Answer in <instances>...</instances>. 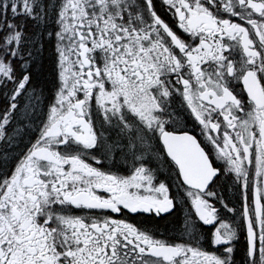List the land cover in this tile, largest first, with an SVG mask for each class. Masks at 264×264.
I'll use <instances>...</instances> for the list:
<instances>
[{"label": "snow or ice", "instance_id": "snow-or-ice-1", "mask_svg": "<svg viewBox=\"0 0 264 264\" xmlns=\"http://www.w3.org/2000/svg\"><path fill=\"white\" fill-rule=\"evenodd\" d=\"M0 98V264H264V0H0Z\"/></svg>", "mask_w": 264, "mask_h": 264}, {"label": "flooded vegetation", "instance_id": "flooded-vegetation-1", "mask_svg": "<svg viewBox=\"0 0 264 264\" xmlns=\"http://www.w3.org/2000/svg\"><path fill=\"white\" fill-rule=\"evenodd\" d=\"M167 19V17H165ZM240 88H242V84L237 87V91H240ZM0 102H2V98H0ZM161 171L165 174H167V169H161ZM161 179L164 177L161 176ZM172 192L175 193V188L173 187ZM231 199V197H229ZM232 204H229V207H231ZM239 205H237V208L239 209ZM187 210L180 208L176 212H174L171 216L164 215L163 219L160 218H153L149 216L148 214L138 215V216H131L128 217L129 221H135L137 223L144 221L145 223L152 225L155 227L157 236L156 238L159 239H170L174 240V242H182V239H187V236L184 232L185 224V215ZM75 214L79 215L82 214L80 212H76ZM222 214L225 216L226 219L230 218L232 216L231 213H227L226 210H222ZM237 215H239V212H237ZM117 218H123V217H117ZM161 233L163 235H161ZM239 259V257H237Z\"/></svg>", "mask_w": 264, "mask_h": 264}]
</instances>
